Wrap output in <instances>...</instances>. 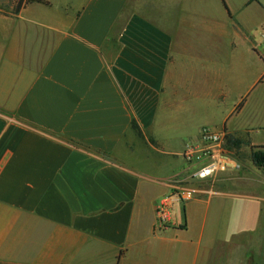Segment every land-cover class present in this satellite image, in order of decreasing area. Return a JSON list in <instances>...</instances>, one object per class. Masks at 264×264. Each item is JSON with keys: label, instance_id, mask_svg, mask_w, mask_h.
<instances>
[{"label": "crops", "instance_id": "crops-1", "mask_svg": "<svg viewBox=\"0 0 264 264\" xmlns=\"http://www.w3.org/2000/svg\"><path fill=\"white\" fill-rule=\"evenodd\" d=\"M47 1L0 6V264H208L213 198L264 180L249 147V166L190 180L163 228L155 205L202 125L264 145V0Z\"/></svg>", "mask_w": 264, "mask_h": 264}, {"label": "rangeland", "instance_id": "rangeland-1", "mask_svg": "<svg viewBox=\"0 0 264 264\" xmlns=\"http://www.w3.org/2000/svg\"><path fill=\"white\" fill-rule=\"evenodd\" d=\"M227 1L230 2L231 6L234 8L242 0H227ZM4 3H5L4 0H1L0 6H2V4ZM163 10L164 9L161 6L157 7L155 5L154 12L156 14L155 16L158 19L162 18L163 20V16H164ZM260 17H261L260 13L258 11H255L253 14L249 13L248 20L256 24V22L260 19ZM189 39L192 41L191 51H194L195 45H193V41L197 40L198 38L196 35L194 36V34L192 33L191 36H189ZM259 43L264 44L262 38H260ZM208 56L207 58H209ZM210 63L211 61H208V64ZM211 77H212L211 73L207 71L206 72L207 83L209 82ZM258 87L259 86H256L255 90L253 91L256 92L259 89ZM193 100L196 103V106H198L196 109H194L195 111L193 112L194 115H196L195 121L204 120L206 111L202 99H200L199 95H196L193 97ZM212 117L216 119L215 115H213ZM202 126H209L214 128L213 126L208 124ZM224 147H225V141H224ZM226 150L230 154V156H232L234 159H236L239 162L240 167L241 165L249 166L248 154L246 150H244L242 147L239 148L233 147L231 149L226 148ZM184 167L186 168V170L183 171V173L179 174V177L181 179L180 180L181 188L186 187L189 181L192 180L190 179V177L193 172V169L191 170L186 162L184 164ZM260 175L261 177H263L261 173ZM170 177L168 179H170ZM209 178L211 177L208 176L205 179H209ZM242 185H243L242 187H239V184L234 185L232 187V190L235 192H239L240 194L244 193V194H251V196L254 195L253 200L252 197L245 198L240 194L237 196L226 197V198L215 197L213 198L215 199L213 201H216L217 199L218 202L212 203L207 209L206 214H207L208 222H206L207 223L206 230H208L209 232L214 230V233L217 236H219L218 239L222 240L221 242L216 243V246L214 248V253H211L210 257L208 258V264H264V180L262 182H255L248 180L245 183H242ZM172 192L173 190L170 189L168 193H172ZM210 192L211 191L207 189L206 193L209 194ZM178 211L179 212L181 211V206L179 204L172 207V213H176ZM203 212H205V210L204 208L203 209L201 208V215H203ZM251 215H255V216L257 215L259 217L253 232H250L249 234L239 233L238 236L224 239L225 236L228 235V231L231 229L234 223V221H232L233 217L237 216V218L239 217L238 219L244 218L247 219L246 220L247 222L249 221L252 222L251 221L252 219L250 217ZM255 216L254 218L256 219Z\"/></svg>", "mask_w": 264, "mask_h": 264}, {"label": "built area", "instance_id": "built-area-1", "mask_svg": "<svg viewBox=\"0 0 264 264\" xmlns=\"http://www.w3.org/2000/svg\"><path fill=\"white\" fill-rule=\"evenodd\" d=\"M264 41V32H261ZM225 132L209 126H202L197 138L184 145L181 156L193 172L190 179L204 178L214 172L237 170L239 162L227 152L224 147ZM179 174H174L168 180L172 193L163 195L155 205L156 227L167 226L172 217V207L175 201L183 199Z\"/></svg>", "mask_w": 264, "mask_h": 264}, {"label": "trees", "instance_id": "trees-1", "mask_svg": "<svg viewBox=\"0 0 264 264\" xmlns=\"http://www.w3.org/2000/svg\"><path fill=\"white\" fill-rule=\"evenodd\" d=\"M32 2L49 5V2L47 0H8L6 6H11L10 13L16 14L21 7ZM223 5L226 8V4L223 3ZM132 128L135 129L139 135H141L140 129L138 128L134 120L132 121ZM242 145H247L249 147V158L252 161L253 165L259 168L264 167V145H250L249 141L242 136H234L231 134L225 135L226 148H239Z\"/></svg>", "mask_w": 264, "mask_h": 264}]
</instances>
